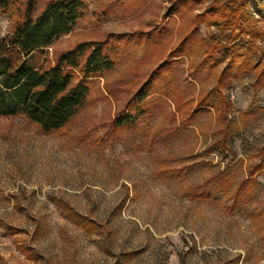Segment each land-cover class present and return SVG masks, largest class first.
Instances as JSON below:
<instances>
[{"label": "rangeland", "instance_id": "obj_1", "mask_svg": "<svg viewBox=\"0 0 264 264\" xmlns=\"http://www.w3.org/2000/svg\"><path fill=\"white\" fill-rule=\"evenodd\" d=\"M27 1L0 9V39ZM84 1L48 57L105 41L114 66L59 131L0 116V264H264V0L226 30L195 20L226 0ZM184 39L139 112L132 97ZM220 80L225 100L186 124Z\"/></svg>", "mask_w": 264, "mask_h": 264}, {"label": "trees", "instance_id": "obj_2", "mask_svg": "<svg viewBox=\"0 0 264 264\" xmlns=\"http://www.w3.org/2000/svg\"><path fill=\"white\" fill-rule=\"evenodd\" d=\"M17 1L0 0V9L6 11ZM37 1L28 0L24 10L18 7L14 28L0 39V116L21 114L44 133H53L65 128L83 108L90 93L91 78L112 69L114 60L105 41H93L90 45L80 43L53 60L49 59L47 48L71 32L72 27L83 17L85 1L52 0L41 15L35 16ZM246 3L247 0H226L224 6L220 7L215 1L195 20L219 24L223 30L234 29L236 23L241 25L243 22ZM186 42L187 39H184L170 49L167 60L154 69L132 97L130 104L136 106L139 112L145 110L143 105L151 95L148 88L154 77L173 58L183 54ZM220 86L221 80L219 85L197 99L198 109L186 118V124L196 118L199 108L211 106L216 99L220 102L225 100ZM259 88H255L256 92ZM133 119L134 115L129 112L115 122L120 127L133 122ZM65 210L68 218L87 233H92L100 226L69 205L65 206ZM23 251L27 252L26 249Z\"/></svg>", "mask_w": 264, "mask_h": 264}]
</instances>
